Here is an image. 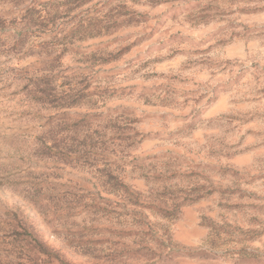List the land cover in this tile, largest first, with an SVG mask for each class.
<instances>
[{"label":"clouds","instance_id":"obj_1","mask_svg":"<svg viewBox=\"0 0 264 264\" xmlns=\"http://www.w3.org/2000/svg\"><path fill=\"white\" fill-rule=\"evenodd\" d=\"M0 264H264V0H0Z\"/></svg>","mask_w":264,"mask_h":264}]
</instances>
